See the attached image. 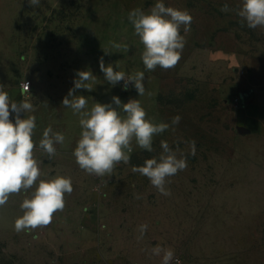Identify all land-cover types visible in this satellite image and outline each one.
<instances>
[{"label": "rangeland", "instance_id": "1", "mask_svg": "<svg viewBox=\"0 0 264 264\" xmlns=\"http://www.w3.org/2000/svg\"><path fill=\"white\" fill-rule=\"evenodd\" d=\"M157 2L188 12L192 22L187 32L181 26L178 64L148 71L128 16L134 9L149 13ZM241 6L242 0H40L34 7L0 0V88L10 101L33 105L20 115L36 117L41 178L64 175L73 184L65 208L54 214V229L16 232L20 204L32 190L10 196L0 207V264H161L157 246L171 249L182 264H213L229 253L230 264H255L258 235L264 239V133L243 120L241 106L249 93L262 99L264 28H248ZM101 59L126 77L143 72L144 94L132 85L124 90L123 81L110 85ZM80 71L94 76L85 82L92 90L74 92L87 99L84 111L95 103L115 108L114 96L121 103L137 99L148 119L169 124L154 136L152 152L133 141L129 163L111 176L86 173L73 156L80 117L62 101ZM26 80L28 94L21 91ZM118 111L125 115L122 105ZM49 126L65 136L52 158L39 148ZM161 141L187 160L186 169L168 178V196L132 171L161 154Z\"/></svg>", "mask_w": 264, "mask_h": 264}, {"label": "clouds", "instance_id": "2", "mask_svg": "<svg viewBox=\"0 0 264 264\" xmlns=\"http://www.w3.org/2000/svg\"><path fill=\"white\" fill-rule=\"evenodd\" d=\"M28 3L35 7L40 4V0H28ZM221 11H229L228 5L225 4ZM238 15L248 28H264V0H242ZM128 19L143 45L141 59L146 70L154 71L157 66L168 70L178 64L185 43L181 26L187 32L192 22L188 12L157 2L149 13L140 9L132 10ZM99 66L110 85L115 86L123 81L124 90L132 85L139 96L144 94L143 72L126 77L125 73L115 71L111 64L105 66L103 59ZM77 76L74 87L69 90L62 104L80 117L82 131L73 156L81 170L101 178L111 176L117 165L129 163L133 141L148 152L154 150V136L168 129L169 124L154 123L148 119L137 99L121 103L119 97L114 96L112 101L117 107L95 103L90 111H84L87 99L74 95V92L77 89L92 90L85 82L94 76L90 71H80ZM121 105L125 114L123 116L118 111ZM32 111L33 105L30 102H12L8 93L0 88V207L7 204L10 196L32 190L30 196H26L20 204L22 215L14 221V229L18 233L50 225L54 214L65 208V196L73 192L71 177L55 175L41 178L40 162L35 157L37 145L33 140L36 117L29 115L21 118L20 115ZM12 113L16 114L14 122L10 119ZM180 120L181 117L177 115L173 117L172 124H178ZM64 141L65 136L54 132L49 126L43 131L39 148L52 158L57 152L55 145L63 144ZM161 148L158 157L146 159L143 166H134L132 171L147 177L152 186L168 196L171 195L166 189L168 178L186 169L187 160L185 157L178 158L177 152L165 141H161ZM191 155H195L194 142ZM146 230V224L139 226L141 237ZM153 252L157 256L162 255L161 264H170L174 256L171 249L159 246ZM176 264L180 262L177 260Z\"/></svg>", "mask_w": 264, "mask_h": 264}, {"label": "crops", "instance_id": "3", "mask_svg": "<svg viewBox=\"0 0 264 264\" xmlns=\"http://www.w3.org/2000/svg\"><path fill=\"white\" fill-rule=\"evenodd\" d=\"M262 99H255L254 94L249 93L248 96L245 97V101H243V105L241 106L242 109V116L243 120L249 126H252V123L256 124V132L264 133V91L262 92ZM56 224V220H54L50 225L46 227L37 228L35 230H25L29 231H36L41 229H54ZM52 225V227H51ZM259 240H261L262 250H257L256 252V259L254 260L255 264H264V239L258 235ZM231 252V251H230ZM255 253V252H254ZM253 253V254H254ZM227 256L224 259L214 260L213 264H230V261L233 259L232 254ZM254 256V255H252Z\"/></svg>", "mask_w": 264, "mask_h": 264}, {"label": "built area", "instance_id": "4", "mask_svg": "<svg viewBox=\"0 0 264 264\" xmlns=\"http://www.w3.org/2000/svg\"><path fill=\"white\" fill-rule=\"evenodd\" d=\"M32 89V83L30 80L23 81L21 83V91L25 94H28ZM177 260L182 264V260L179 257H173L172 261L170 264H176Z\"/></svg>", "mask_w": 264, "mask_h": 264}, {"label": "water", "instance_id": "5", "mask_svg": "<svg viewBox=\"0 0 264 264\" xmlns=\"http://www.w3.org/2000/svg\"><path fill=\"white\" fill-rule=\"evenodd\" d=\"M240 130L242 132H249L250 131L248 128H245V127H240Z\"/></svg>", "mask_w": 264, "mask_h": 264}]
</instances>
